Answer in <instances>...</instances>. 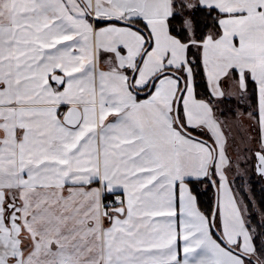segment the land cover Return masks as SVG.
I'll return each mask as SVG.
<instances>
[{"label":"snow or ice","instance_id":"6c2138e0","mask_svg":"<svg viewBox=\"0 0 264 264\" xmlns=\"http://www.w3.org/2000/svg\"><path fill=\"white\" fill-rule=\"evenodd\" d=\"M0 264H264V0H0Z\"/></svg>","mask_w":264,"mask_h":264}]
</instances>
